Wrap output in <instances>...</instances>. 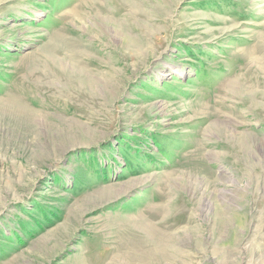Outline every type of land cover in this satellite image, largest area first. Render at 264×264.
<instances>
[{
    "label": "rangeland",
    "instance_id": "374dc122",
    "mask_svg": "<svg viewBox=\"0 0 264 264\" xmlns=\"http://www.w3.org/2000/svg\"><path fill=\"white\" fill-rule=\"evenodd\" d=\"M0 264H264V0H0Z\"/></svg>",
    "mask_w": 264,
    "mask_h": 264
},
{
    "label": "bare ground",
    "instance_id": "6f19581e",
    "mask_svg": "<svg viewBox=\"0 0 264 264\" xmlns=\"http://www.w3.org/2000/svg\"><path fill=\"white\" fill-rule=\"evenodd\" d=\"M6 112V111H5ZM134 239V238H133ZM156 241V240H155Z\"/></svg>",
    "mask_w": 264,
    "mask_h": 264
}]
</instances>
